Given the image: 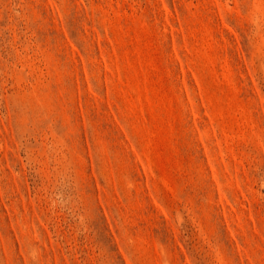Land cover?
I'll use <instances>...</instances> for the list:
<instances>
[{"label":"rangeland","instance_id":"obj_1","mask_svg":"<svg viewBox=\"0 0 264 264\" xmlns=\"http://www.w3.org/2000/svg\"><path fill=\"white\" fill-rule=\"evenodd\" d=\"M0 264H264V0H0Z\"/></svg>","mask_w":264,"mask_h":264}]
</instances>
